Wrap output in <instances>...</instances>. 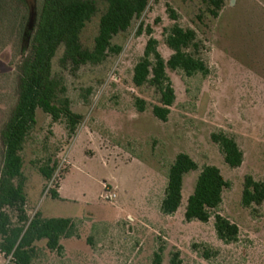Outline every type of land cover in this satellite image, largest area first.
<instances>
[{"label":"rangeland","instance_id":"obj_1","mask_svg":"<svg viewBox=\"0 0 264 264\" xmlns=\"http://www.w3.org/2000/svg\"><path fill=\"white\" fill-rule=\"evenodd\" d=\"M94 1L97 12L80 34L87 49L104 7L103 0ZM165 3L181 27L194 30L207 73L185 77L166 70L174 102L162 123L150 114L152 91L133 88L130 76L147 39L144 33L134 35L139 22L151 30L161 57L170 55L161 38L162 28L171 24ZM16 8L25 16L26 10ZM7 21L10 17L0 21V127L14 102L15 66L25 48L5 26ZM113 43L121 47L119 54L99 66L69 73L58 67V53L52 62L71 111L81 121L67 139L61 122L37 114L22 152L26 209L29 217L37 211L42 218L70 219L76 231L61 242L60 257L37 243L34 264H148L159 244L164 247L163 264L172 248L179 251L182 264H264V203L249 209L239 204L244 176L264 180V0H224L215 19L201 0H149L131 29ZM134 98L146 103L142 113L136 111ZM217 132L231 137L241 151L238 168L223 164L209 139ZM177 153L188 155L198 169L216 167L228 183L217 213L238 227L236 243L218 242L210 222L183 221L184 198L197 172L183 178L179 211L159 213L166 170ZM45 156L56 165L47 182L36 171ZM50 189L56 190V199L48 194ZM191 245H205L210 258L203 260Z\"/></svg>","mask_w":264,"mask_h":264},{"label":"trees","instance_id":"obj_2","mask_svg":"<svg viewBox=\"0 0 264 264\" xmlns=\"http://www.w3.org/2000/svg\"><path fill=\"white\" fill-rule=\"evenodd\" d=\"M103 1L96 34L91 47L87 49L80 43V34L97 12L94 0H31V5L25 0H0V21L10 17L5 26L13 29L15 40L20 44L24 42L26 48L22 49L24 54L15 66L14 102L0 127V259L8 258L6 264H34L36 244L39 242L43 243L46 252L60 257L63 254L61 242L75 234L76 226L70 219L42 218L37 211L31 217L27 215L22 152L35 129L37 114L48 117L52 123L61 122L67 139L71 138L81 121V116L71 111L61 78L52 71V62L57 53L58 67L69 73L83 66H99L107 58L117 56L121 47L114 44L113 40L131 29L145 11L149 0ZM201 2L205 12L213 19L224 6V0ZM17 5L26 10L25 16L17 14ZM164 6L171 24L162 28L161 38L170 55L166 59L161 57L151 30L139 22L134 35L144 33L147 39L140 57L132 66L130 76L133 88L146 87L152 91L155 104L150 105V114L162 123L167 120L169 108L174 102V92L166 70L180 72L185 77L197 74L205 76L207 73L198 56L200 42L194 30L181 27L174 10L166 3ZM255 8L260 9L258 6ZM29 9H32L31 14ZM255 16L259 17L257 11ZM255 28V35L258 36L259 28ZM134 107L142 113L146 103L134 98ZM209 139L217 147L225 166L230 169L240 166L242 153L231 137L217 132L210 134ZM55 166L54 161L45 156L36 171L47 182ZM191 172L197 174L191 193L184 198L183 221L201 224L210 222L218 242L225 246L236 243L238 227L217 213L228 183L216 167L204 165L198 169L196 163L184 153H177L167 167L158 203L159 213L171 216L179 211L183 203L182 181ZM48 194L57 198L55 189H50ZM262 203L264 180L244 176L240 206L249 209ZM191 248L203 260L211 256L210 249L205 245L200 249L191 245ZM163 251V245L159 244L148 264H163ZM164 264H182L179 251L172 248Z\"/></svg>","mask_w":264,"mask_h":264},{"label":"built area","instance_id":"obj_3","mask_svg":"<svg viewBox=\"0 0 264 264\" xmlns=\"http://www.w3.org/2000/svg\"><path fill=\"white\" fill-rule=\"evenodd\" d=\"M106 198H112V195H109V196H107ZM1 257H2V254L0 253V258H1ZM7 261H8V258L5 260V262H4L3 264H6Z\"/></svg>","mask_w":264,"mask_h":264}]
</instances>
